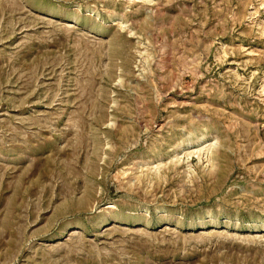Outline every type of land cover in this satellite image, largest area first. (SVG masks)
Listing matches in <instances>:
<instances>
[{
    "label": "rangeland",
    "instance_id": "obj_1",
    "mask_svg": "<svg viewBox=\"0 0 264 264\" xmlns=\"http://www.w3.org/2000/svg\"><path fill=\"white\" fill-rule=\"evenodd\" d=\"M0 264H264V0H0Z\"/></svg>",
    "mask_w": 264,
    "mask_h": 264
}]
</instances>
